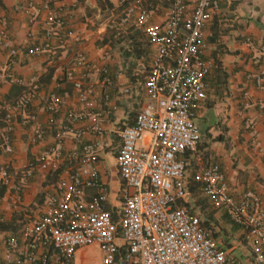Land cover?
Wrapping results in <instances>:
<instances>
[{
	"label": "built area",
	"instance_id": "obj_1",
	"mask_svg": "<svg viewBox=\"0 0 264 264\" xmlns=\"http://www.w3.org/2000/svg\"><path fill=\"white\" fill-rule=\"evenodd\" d=\"M47 8L48 1L42 5L29 2L25 11L34 22ZM218 9L219 0H196L191 10L185 0H172L165 21L158 24L149 21L152 10L142 0H131L127 15H135L154 51L145 79L148 102L137 110L132 124L108 131L104 122L111 109L94 110L96 99L91 87L78 89L82 107L68 109L59 120L56 116L61 113L63 100L54 92L48 94L45 107L49 118L45 124L31 109L37 86L21 93L15 111L3 116L0 153L13 150L10 132L19 112V121L30 129L32 142L42 141L46 132L55 128V145L43 149L35 162L24 167V180L34 172L59 169L66 159L72 164L64 170L58 191L46 194L37 213L26 212L18 230L3 240L0 264H76L77 251L89 245H98L101 264H243L221 247L203 225L200 212L192 208L184 157L201 141L196 116L207 96L205 78L213 62L203 56L200 40L206 21ZM47 20L64 24L57 11H49ZM51 34L52 27L46 28L45 35ZM0 46L7 49L10 63L14 62L19 49L11 42L5 20L0 27ZM41 49L35 45L29 53ZM75 66L104 74L103 81L111 82L106 69L84 53L77 55ZM66 75L72 77V70ZM252 78L257 87L264 88V72ZM8 82L23 84L13 75ZM243 97L249 93L245 91ZM261 106L264 110V100ZM86 120L89 124L85 127L74 126ZM114 132L119 138L116 144L110 137ZM88 134L93 137L86 141ZM69 135L80 147L63 151V141ZM141 142L144 144L139 146ZM101 151L114 152L121 180L115 212L107 208V182L98 168ZM193 180L214 206L243 229L252 259L264 264V201L260 194L248 189L240 198L234 197L219 163L213 160L198 168ZM11 181L8 166H0V184ZM87 188L94 189L89 197ZM11 202L17 209L22 206L19 194Z\"/></svg>",
	"mask_w": 264,
	"mask_h": 264
},
{
	"label": "crops",
	"instance_id": "obj_2",
	"mask_svg": "<svg viewBox=\"0 0 264 264\" xmlns=\"http://www.w3.org/2000/svg\"><path fill=\"white\" fill-rule=\"evenodd\" d=\"M46 1L48 8L30 22L26 5L29 2L42 5ZM195 1L185 0L188 10ZM130 3L131 0L125 3L121 0H0V27L5 20L11 42L19 49L10 63L7 49L0 46V129L5 112L15 111L21 93L33 85L37 86L38 95L31 109L43 124L49 118L45 107L48 94L54 92L63 100L61 113L56 116L59 120L64 119L68 109L82 107L78 89L88 87L94 90V110L111 109L104 122L108 131L132 124L137 110L148 102L145 79L154 51L136 24L135 15H127ZM142 3L152 10L149 21L159 24L165 21L172 0H142ZM49 11L61 14L64 24L49 23ZM49 27L52 34L46 36L45 29ZM200 42L203 56L213 66L205 78L206 99L196 116L201 141L196 150L184 155L188 164L189 201L223 249L243 264H258L252 259L243 229L225 211L214 206L200 184L193 180V173L210 160L216 161L234 197L240 198L251 189L264 201V110L261 106L264 88L257 87L252 78L264 72V0H219V9L206 21ZM35 45L42 49L30 54L29 49ZM79 53L105 68L111 82L103 81L104 74L75 66ZM69 70L73 72L72 77L66 75ZM10 75L21 78L23 84L9 83ZM245 91L249 93L247 98L243 97ZM16 113L18 118L10 132L13 150L0 153V166L7 165L12 175L9 185L0 184L3 216L0 251L3 240L18 230L26 212L36 214L46 194L58 191L64 170L72 164L66 159L59 169L44 174L34 172L24 180V167L35 162L43 149L55 145V128L48 130L42 141L32 142L30 129L20 123L21 113ZM88 124L86 120L74 126ZM92 137L88 134L85 140ZM110 137L113 144L119 141L115 132ZM79 147L71 135L63 141V151ZM105 157L113 160L110 169L105 165ZM98 168L100 177L107 182V208L115 212L121 180L114 152L101 151ZM85 192L89 197L94 189L87 188ZM15 194L22 198L19 209L11 202ZM84 249L77 251L76 264L82 262Z\"/></svg>",
	"mask_w": 264,
	"mask_h": 264
},
{
	"label": "rangeland",
	"instance_id": "obj_3",
	"mask_svg": "<svg viewBox=\"0 0 264 264\" xmlns=\"http://www.w3.org/2000/svg\"><path fill=\"white\" fill-rule=\"evenodd\" d=\"M139 146H142L141 143H139ZM112 164L113 160L109 157H105L107 169H110ZM78 264H101V251L98 245H89L85 247L82 254V262H78Z\"/></svg>",
	"mask_w": 264,
	"mask_h": 264
},
{
	"label": "trees",
	"instance_id": "obj_4",
	"mask_svg": "<svg viewBox=\"0 0 264 264\" xmlns=\"http://www.w3.org/2000/svg\"><path fill=\"white\" fill-rule=\"evenodd\" d=\"M54 171V170H53ZM54 176L56 175V173L54 172V173H52ZM203 225L208 229L209 228V226H207V224H206V222L205 221H203ZM211 235H212V237H214V235L211 233Z\"/></svg>",
	"mask_w": 264,
	"mask_h": 264
}]
</instances>
